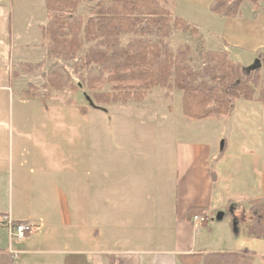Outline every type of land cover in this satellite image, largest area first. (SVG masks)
Here are the masks:
<instances>
[{
    "label": "rangeland",
    "instance_id": "obj_1",
    "mask_svg": "<svg viewBox=\"0 0 264 264\" xmlns=\"http://www.w3.org/2000/svg\"><path fill=\"white\" fill-rule=\"evenodd\" d=\"M98 1L109 2L82 0L76 8V15L85 22L94 14ZM162 1L171 16L182 17L198 27L197 33L172 29L168 38L172 51L185 45L189 47L191 66L199 69L201 56L206 50L216 51L225 46L233 61L247 62L241 64L250 70L259 67L256 57L264 49V0H258L257 7L243 0L239 15L234 18L219 17L211 12L213 0ZM1 2L0 174L6 173L2 199L11 209L14 202L9 155L25 150H28V166L34 170L28 183L42 188L39 196L54 199L49 188L59 184L58 191L63 193L59 200L70 201L73 190H79L81 198L87 197L84 209L90 200L92 211L102 227L99 228L102 239H97V247L107 249L113 245L115 252L126 248L135 251L142 248L139 241H151L149 238L153 237V232L148 224L154 219L160 221L162 218V235L171 233V227L166 224L169 209L164 205L168 201L170 206L175 204L173 191L180 164L183 178L187 168L199 182L202 169H211L214 178L218 176L216 186L228 197L233 192L242 191L243 154L250 168L254 169L245 175L244 184L248 188L254 187L260 177V165H264V119L258 123L242 122L243 99H238L236 110L230 117L208 119L204 126L184 118L181 92L174 88L156 87L148 90L141 99L124 97L98 103L92 93L111 89L109 83L101 82L96 83L93 90L87 87L88 76L101 73L97 65L82 62L91 44H83L73 59L50 56V41L47 34L44 35V27L50 20L45 0ZM133 37L131 34L121 36V44L125 45ZM148 38L157 40L151 35ZM53 70L58 72L60 82L65 86L55 89L49 85L47 77ZM224 139H228L226 148L222 146ZM189 143L190 158L186 166V162L182 163L180 159L186 155L184 144ZM214 143L216 154L210 159L207 153L210 147L214 148ZM44 169L55 178L52 179L54 182L39 176ZM62 172L63 180L58 183L56 175ZM90 184L91 189H88ZM257 191L260 192L261 188L258 187ZM230 207H235L232 202L220 211L223 213L220 221L216 218L218 211L213 216L202 213L206 218L202 223H208L212 231L209 235L208 230L203 229L201 236L215 238L218 242L213 241L211 246L219 245L221 250L229 247H235V251L248 249L254 252L252 264H263L264 239L247 236L248 212L245 210L232 220L233 208ZM163 220L166 222L162 223ZM234 220L236 223L232 226ZM233 227L244 231L239 236L232 232L236 245L228 246L222 237L227 236ZM155 229L159 230L156 226ZM138 235L146 238L138 240ZM155 235L160 234L156 231ZM86 236L88 238L87 233ZM20 243L14 241L12 245L23 249L28 246V239L25 246ZM8 259L11 264L29 262L28 255L19 251L13 260L10 256ZM136 261L140 264L138 258Z\"/></svg>",
    "mask_w": 264,
    "mask_h": 264
},
{
    "label": "trees",
    "instance_id": "obj_2",
    "mask_svg": "<svg viewBox=\"0 0 264 264\" xmlns=\"http://www.w3.org/2000/svg\"><path fill=\"white\" fill-rule=\"evenodd\" d=\"M242 1L213 0L210 11L219 17L234 18L239 15ZM248 1L258 6V0ZM81 2L45 0L50 20L44 35L50 41L49 55L63 60L75 58L83 44H91L82 62L97 65L101 73L88 76L87 87L93 90L101 82L109 83L111 89L92 93L98 103L124 97L141 99L156 87L174 88L181 92V113L188 120L229 117L240 98L264 103V49L258 52L259 67L253 70L233 61L227 52L213 49L202 54V66L196 69L189 63V47L172 51L168 38L172 29L197 33L198 27L182 17L171 16L162 0L98 1L94 14L85 22L76 15ZM127 34L134 37L122 45L120 38ZM47 79L55 89L65 86L56 70ZM202 213L204 208L191 206L187 217ZM248 214L246 234L264 239V196L251 200ZM253 255L248 249L198 251L180 253L178 260L180 264H252ZM8 257V252L0 249V264H11Z\"/></svg>",
    "mask_w": 264,
    "mask_h": 264
},
{
    "label": "crops",
    "instance_id": "obj_3",
    "mask_svg": "<svg viewBox=\"0 0 264 264\" xmlns=\"http://www.w3.org/2000/svg\"><path fill=\"white\" fill-rule=\"evenodd\" d=\"M1 11L2 2L0 0V14ZM224 47L218 48V50H227L226 52L230 56V50ZM239 62L244 65L247 64L245 61ZM237 102L238 100L235 105H237ZM241 107L244 109V112L240 114L242 122L252 121L253 123H258L263 121L264 103L256 100L243 99ZM235 110L236 106L232 114ZM208 119L211 118L194 121H197L200 126H204ZM204 130L202 128V131ZM227 140L224 139L222 144L223 148H226ZM185 145L186 155L180 160L182 163L186 162L187 166L190 158L189 148L191 144ZM214 154H216V143H214L213 149L211 147L209 148L207 156L211 159ZM241 156V160L245 165L243 173L241 174L242 191H238V193L233 192L228 197H225L220 187L216 186L218 176L215 175L214 178L211 169H207V171L202 169L200 175L201 181L199 182L198 177L191 176L187 168L185 178H183V166L181 164L178 165L173 191L175 194V204H171L170 206V202L168 201L164 205L165 208L168 207L172 211V215L171 211H166V214L169 216L168 223L166 224L171 227V233L169 235H162L160 233V222L162 218L160 221L154 219L155 221L152 220L149 224L145 223L148 224V228L153 232V237L149 238L152 240L147 242L139 241L142 248L135 251L126 248L124 251L115 252L113 251L112 243V246L107 249L97 247L98 240L102 239L101 230L99 229L101 225L97 221L95 212L92 211L90 200H88L84 209L87 197L81 198L79 190H73L70 201L59 200L60 196L63 195V193L58 191L59 184L55 188L52 185L53 189L49 188L51 189L49 193L54 199H42L39 196L42 188L38 184L28 183V180L34 172L32 167L29 168L28 166V150L20 151L18 154L13 152L11 156L9 155V166L12 169V176L10 177L11 185L13 186L11 190L12 202H14L12 209L2 199L4 196V192L2 191H4L3 187L6 181V173L0 174V218L3 217V214H8L13 221L27 222L31 225V231L27 234L26 238L19 241L21 245L25 246L27 244L26 240L28 239L27 247L17 249L13 247V243L11 244L12 248L17 252L19 251L26 256L28 255V264H124V262L126 264H139L136 258L140 260V264H179L178 254L180 253L208 252L221 250L222 248L219 245L211 246L214 243L213 241L218 242L215 238L208 239L207 237L201 236L203 229L208 230L209 235L212 230L207 226L208 223L196 224L191 219H188L187 210L189 207L198 206L204 208L205 216H213L218 211L216 218L218 219L217 221H220L223 215L220 211L225 210L232 202V205L235 206L230 207L233 208L230 215L233 220V218H238L241 212L245 210L248 212L251 200L264 196V165H260L261 171H259L260 177L257 180L258 182L256 181L253 184V188H248L244 184L245 175L250 173L251 170L253 172L254 169L250 168V163L246 160V156L244 157L243 154ZM46 171V169L41 170L39 176L47 179L48 182H54L52 179L55 178L53 176L50 177L45 173ZM75 176L78 178L77 173H75ZM56 177L57 181L63 180V172L57 174ZM50 185L48 184L47 186ZM91 186L90 184L88 189H91ZM258 187L261 188L260 192L257 191ZM88 193H91L90 190H88ZM235 212H237L236 215L234 214ZM118 222L119 220H117ZM165 222L166 220L162 221V223ZM155 226L159 230H156ZM106 227H108V224ZM231 229L227 236L222 237L228 246L236 245L234 243L235 241L233 242L235 238L233 239L232 232L239 236V233L244 231L236 228L234 232ZM156 231L160 235H155ZM89 232L91 235H89ZM86 233L88 234V238ZM138 237V240L146 238L145 236L139 235ZM114 241L117 242L118 240L115 239ZM9 247L10 243L7 231L0 226V249L8 252ZM226 250L235 251V247H229Z\"/></svg>",
    "mask_w": 264,
    "mask_h": 264
},
{
    "label": "built area",
    "instance_id": "obj_4",
    "mask_svg": "<svg viewBox=\"0 0 264 264\" xmlns=\"http://www.w3.org/2000/svg\"><path fill=\"white\" fill-rule=\"evenodd\" d=\"M191 220L195 223H202L206 218L203 215H194ZM0 226L5 228L8 234V240L10 243V247L8 249V254L10 259L13 260L17 251L14 250L11 244L14 241H22L26 238L27 234L31 231V225L27 222H21L19 224H14V221L9 217V215H5L0 219Z\"/></svg>",
    "mask_w": 264,
    "mask_h": 264
}]
</instances>
